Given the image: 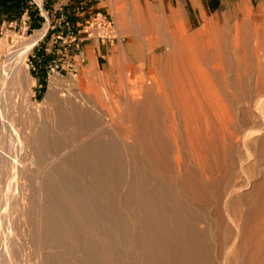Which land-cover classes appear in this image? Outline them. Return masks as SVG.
<instances>
[{
    "label": "bare ground",
    "instance_id": "1",
    "mask_svg": "<svg viewBox=\"0 0 264 264\" xmlns=\"http://www.w3.org/2000/svg\"><path fill=\"white\" fill-rule=\"evenodd\" d=\"M245 8L241 2L236 6L242 18L228 24V29L227 22L224 29L210 19L197 31L169 38L163 80L153 78L141 96L137 84L136 91L126 93L123 105L112 110L124 130L120 138L107 133L108 129L104 132L106 125L97 107L93 112L83 107V99H69L60 114L53 110L54 115L46 119L52 133L49 139L41 125L39 130L32 125L29 131L21 121V127L14 126L12 114L7 116L0 106V133L12 141L10 176L18 190L28 193L22 187L28 169L48 165L41 178L35 176L39 178L35 203L29 198L21 211L27 216L29 210L35 213L29 229L34 227L31 232L40 244L62 246V255L72 264H92V254L99 264H118L117 240L107 237L88 215L121 211L134 224L129 228L120 223L117 242L133 249L142 264H264V52H257V29L250 26L256 21ZM112 12L117 26L131 37L129 48L137 53L147 30L137 26L139 32L145 31L140 38L129 25L130 11ZM227 30L231 49L240 50L236 56L228 51ZM261 30L264 33V27ZM250 57L252 66L246 69L245 60ZM89 67L92 80L98 79L99 74ZM123 81L119 91L128 85ZM3 92L0 83V98ZM83 94L101 106L97 91ZM160 112L169 115L162 118ZM67 146V155L60 157V150ZM6 148L0 143L1 154H6ZM55 157L60 158L63 171L53 164ZM2 189L0 225L5 229L10 211H6V188ZM97 198L105 202L103 206L95 203ZM50 212H56L55 216ZM8 243L2 234V250L7 252ZM79 246L89 250L90 258L83 255L86 251L79 252ZM47 254L48 259L56 258ZM45 255L38 264H56L53 259L44 260Z\"/></svg>",
    "mask_w": 264,
    "mask_h": 264
},
{
    "label": "rangeland",
    "instance_id": "2",
    "mask_svg": "<svg viewBox=\"0 0 264 264\" xmlns=\"http://www.w3.org/2000/svg\"><path fill=\"white\" fill-rule=\"evenodd\" d=\"M94 1L95 0H91V2H94ZM170 1L171 3H173V0H170ZM206 1H207V7L204 8V10H202L200 15H198V13H196V11L192 9L186 10L189 23L185 25L183 21L180 20V18L178 17V12H176V10L174 11V10L168 9V7L166 6L167 0H101L99 3V6L104 5L105 7V4H108V8H106V12L112 17L114 22L115 20H114L112 11H115L116 13H121L122 11L127 13V11H130V13L132 14L131 19L133 20H130L129 25L132 29L137 31L138 36L141 38L143 36V33L147 30V32L144 34V37L141 38L142 43H138L137 50L139 51L142 48V46H144L145 48H147V50L153 53V59H151L150 64H148V67L147 65L146 66L144 65L143 68H138L137 70H131L130 73L128 75L126 74L124 77L122 76L120 68L117 65L116 73H114L113 75V80H107L105 77V74L103 73L100 74V73H97L96 71H94V73L99 74V77L98 79L92 80L91 74L89 72V69H90L89 66L91 64H88L87 68L82 67L80 70L78 69L79 65L83 63L84 57L80 53H78L77 49L79 48L81 43H83L86 40L87 37H90V36H86L85 32H83L82 30L85 24V20H87L88 17H86L85 20L75 23L74 14L73 12L70 11V9H66V11H63L64 8L60 10L58 9L59 10L58 15H62L61 16L62 20L66 21L65 24L63 22H59L60 24V27H59L57 25L58 23L56 20L57 13L52 12L50 8L44 7L41 4V0H26V3L24 5H22L20 8H14V9H9L6 5H2L0 7V83L3 84V91L5 93L3 92L4 96H2L4 97V99L2 97L0 98L1 108L3 107L4 112L5 113L7 112L6 113V115L8 114L7 116L12 114L9 117H12L10 119L12 121V124H14V126L17 125L21 127L20 124L22 122L24 124V125L22 124V127L27 128V130L29 131L32 125L36 124L34 127L36 130L37 129L39 130V127L41 125L42 131L45 134V138L49 139L50 138L49 134H52V133L49 132L50 130L48 131L49 128L47 126L48 124H47L46 119L50 117L52 114L54 115L53 113L54 111L56 115L61 113L60 110L63 109L62 111H64V109L66 108L67 101L69 99L74 98L78 100L79 102H82L81 99H83L85 103L83 104V107L85 108L88 107L92 112L93 110L98 109L97 111L99 113L100 121H102L106 125L104 132L108 129L106 131L107 133H110L115 136L117 135L116 137L120 138V133L123 134L124 130L118 126V122L115 119L116 114L114 113V111H112L113 108L117 106L118 108H120L123 105L124 100H126L125 99L126 93L131 92V91L132 92L136 91L137 89L135 90V88L133 87L136 86L137 84L140 85L139 91L141 92L139 94L141 96V94H143L142 92L145 91V87H146L145 85L153 84L152 83L153 78L155 80L156 79L157 80L160 79V81L163 80V77H162V67L163 66L162 65H164L165 60H166V56H164V53L165 55H167L166 52L169 50V46H168L169 40L163 41L160 38L161 31H162L160 27H163L164 21L169 22L170 20V23H171L170 24V38H173V37L178 38L184 33H190L197 29H200L204 27V25L207 24L210 19L213 22H217L220 26H222L223 24L224 29H225L224 23L227 22L226 27L228 29L229 27L228 24H232L235 21H240L242 18L241 12L237 11L236 9V6L241 2L243 5L246 6L245 8L246 13L250 14V16L256 21L255 23H250V26L254 25L257 29L256 33L254 34L255 42L257 46V52L258 53L264 52V43H263L264 33L261 30V28L264 27V22H262V20L264 19V0H206ZM140 22L141 24H139ZM115 25L118 30L119 38L124 37L125 39L128 36V34L126 32H122L121 28L117 26L118 25L117 23H115ZM137 26L143 28L145 31L143 30L142 32H139L137 29ZM157 27H158V30H156ZM57 33H62L63 35L71 33V34H75L78 37H81V39L77 42V44H74V41L73 42H70L67 40L63 41L62 38L56 37L55 34ZM230 33L231 32L229 30L226 35L227 48L229 52L231 50H233L232 52L235 51L234 55L236 56L240 52V50L237 47L231 49L230 42H229ZM92 37H95V36H92ZM112 41L114 42V40ZM37 46H40L38 48L42 49L48 54H51V51L54 52L56 50L60 52L61 54H64V52L65 53L67 52V54L71 55L69 56V58L72 59V62L70 61V63L74 62V64H69L67 66L66 65L55 66L53 64L51 65L47 64V67L45 68L46 71H43V76H42L43 79L41 80L40 85H37V82L35 81V78H34L35 74L33 73L34 68H32L34 63L30 59L31 53L36 50ZM112 48L113 50H116L117 45L113 44ZM101 54H102V51H101ZM98 57H100L99 61H104L105 59V55L103 57L99 55ZM79 58H81V60ZM249 59L250 60L246 59L247 61L245 60L246 69L252 66V64L250 63L252 61V58L250 57ZM114 60H117V55L114 57ZM121 60H123V55H121ZM239 66H240V63L238 64V67ZM229 67H230L229 72L231 73V68L233 67L232 64ZM76 70H79V71L76 72ZM124 79H126L127 81L126 83H128V85L126 84V86H123L122 91H119L118 86L121 83L124 85L123 83ZM50 83H53V85H51ZM93 83H95L94 84L95 86L93 85ZM100 85L103 86V88H101ZM130 85L132 88H130ZM49 90H50V93L48 92ZM96 91L99 93V96L101 98L100 100H103L101 101V106L97 103L96 104L92 103L94 101L92 99H88L83 94L84 92L93 93ZM116 92L119 96L116 94ZM237 92L238 91L236 90V93ZM47 94H48V97H47ZM55 100L58 102L56 103ZM103 104H106V105L108 104V105L106 106ZM58 105L61 107L59 108ZM158 107L161 108L160 105ZM108 108H109V111H108ZM160 113L161 114H159V117H162V118L169 115V114L164 115L163 112H160ZM172 115L174 117L180 116V114H177V113H173ZM18 116H20V118L22 119L18 118ZM21 116H24L26 119ZM16 118L19 123L16 121ZM27 121L29 122L31 121L33 123L30 122L31 123L30 124ZM25 123H27V125ZM28 125H30V127ZM3 136L5 137L3 138ZM1 137L3 140L1 139ZM0 139H1L0 141L1 145L7 146L6 154L4 155L3 153L2 154L0 153V160H1L0 161V189L6 188L5 190L8 196V200L10 201V202L8 201L10 204L7 202V207H9L10 209L6 207V211L7 210L10 211V212H7L6 223L9 224L10 222V224L9 225L6 224L5 229H3L2 226L0 225L1 226L0 237L2 234L4 235L5 243L6 242L8 243L7 236L11 238L8 243L10 245L5 244L9 248L8 249L6 247L8 249L7 252L6 250L5 251L2 250L0 246L1 248L0 250H2L1 251L2 253L0 252V257H2L0 258V264H38V261L40 260L39 257L40 258L42 257L43 259V254L44 255L46 254L48 256L47 253H49V257L53 255V257H56V258L48 259L47 256L45 255L44 260L46 261H51L53 259L56 264L58 263L64 264L63 261L66 260L67 262L65 261V264H72L73 263L72 259H70L69 260L70 262H68L67 258L64 257L65 255L63 254L64 251H63L62 246H58L59 249H57L56 246L58 244L55 246V244L51 243L47 246L46 244L43 245L41 243L42 244L41 245L39 238H37V235H35L36 238L34 237L33 232H31V231H34L33 230L34 227L30 229L29 227H32L30 223H32V219L35 213L32 211L34 215L30 214V210H29L28 216L26 212H24L26 216H23L24 214H22L23 212H21L22 209L23 211L26 209V207H24V205L22 204L24 203V201L25 203H27L28 199L30 198L35 203L37 199L35 188L38 186V183H36V181H38L39 178L42 177L45 171L47 172L48 165L46 166L45 164H43L40 167H37V168L31 167V169L27 170L26 172L27 174H24V177L22 178L23 180L22 182L24 183V184L22 183V187L25 189V190L24 189L22 190L24 191L27 190L28 192V193L25 192V195H24L23 191H21L23 192L21 193L20 190H18L20 188H17L18 186L14 184V181L12 182V177H11L12 175L10 176V173H11L10 171H12V167L14 164L12 163L14 162L12 161L13 160L12 157H14L13 150H12L13 145L11 144L12 141L7 140L8 138L5 134H2L0 136ZM9 149H10V152H9ZM69 149H70L69 146L62 148L60 150L61 151L60 157H64V155H67L66 153H67V150L69 151ZM9 157L12 159H10ZM58 158L59 157H55L53 164L56 163L58 165L60 161L59 160L60 158L59 159ZM59 166L60 164L58 165V167ZM9 167H10V170H9ZM61 169L62 168H60V170ZM30 170H33V171H30ZM35 176L39 178L36 177L37 178L36 179ZM78 179L77 181L80 180ZM82 179L83 178H81V180ZM25 180L27 181L26 182L27 184L25 183ZM11 193L13 194V196ZM20 194L24 195L23 197L24 200H21ZM30 194L32 195L29 196ZM33 195L34 197H32ZM25 196L26 198L27 197L28 198L26 199ZM94 201H96L95 203H97V205H100V206L101 205L103 206L105 203L104 201H102V199L100 200V198H97V200L94 199ZM58 203H61V201H58ZM115 203L120 205L116 201ZM19 209L21 213L19 212ZM112 212H115V210ZM19 213L20 215L22 214L21 215L22 220L19 219L21 218ZM50 213H49L50 216H55L56 214V212H50ZM93 214H90L88 216L89 218L91 217L90 219L94 223V225H96L97 228L100 226L98 229L101 228L102 231L105 233V235L113 239L114 241L115 240L118 241V238L120 237V234H119L120 226H121L120 223H123L124 225L129 226V228L132 227L134 224L133 222L129 221V219L126 218V213L121 212V211H118V213L94 212ZM31 215L33 217H31ZM28 219H30L31 222L28 221ZM20 220L23 222H26V224L28 225V229H26L27 225L24 224L23 222L22 224ZM2 231H4L5 233ZM118 235L119 237H117ZM5 238L7 241L5 240ZM117 241H115L116 242L115 246L117 248V251H119L118 252L119 253V256H118L119 263L117 262L118 264H127V263L128 264H142L143 263L139 259L135 258L136 255H134L135 253L133 249L125 248L123 245L119 244V242ZM32 242H34L35 245H37L38 247H34L35 245L34 243L32 244ZM45 246H47V249H44ZM54 246L56 247L55 253H54L55 248L52 250ZM78 249H79V252L82 250L84 252L86 251L83 255L87 254L88 258H90L91 253L90 252L88 253L89 250H87L86 248H84L85 249L84 250L83 247H80ZM51 250L53 252H51ZM57 251L58 253L56 254ZM38 254L40 255L42 254V255L40 256ZM25 256L26 257L28 256V257L26 258ZM92 256H91L92 259L90 260V262L89 261L88 262L89 263L94 262L92 264H95V263L99 264L98 261H95L96 260L95 257L94 256L92 257ZM125 256L126 258H124ZM35 258L36 260L34 261ZM76 258L80 260L78 257ZM75 263L77 262L75 261L74 264ZM86 263L81 262L80 264H86Z\"/></svg>",
    "mask_w": 264,
    "mask_h": 264
},
{
    "label": "crops",
    "instance_id": "3",
    "mask_svg": "<svg viewBox=\"0 0 264 264\" xmlns=\"http://www.w3.org/2000/svg\"><path fill=\"white\" fill-rule=\"evenodd\" d=\"M100 1L101 0H95L94 2H91V0H41V4L46 8H50L52 12L57 13V25L60 27L59 22H63L64 24L66 23V21L62 20V15H58L60 9L64 8L63 11H66V9H70V11L74 14V22L78 23L82 20H85L86 17H89L91 15L92 10L97 7H101L106 11V8H108V4H105V7L104 5L99 6ZM166 6L170 10H176V12H178V17L180 18V20H182L183 23L187 25L189 22L186 10L192 9L196 11L198 15H200L202 10L207 7V1L173 0V3H171L170 0H167ZM170 24V20L169 22L164 21L163 23L160 37L161 40L163 39V41L169 40L170 38ZM164 31L167 33H164ZM129 38L131 37L128 35L125 39L124 37H121L114 39L113 42L101 41L98 38L92 36L87 37L86 40L81 43V45L77 49L78 53H80L84 57V61L82 64L79 65L78 69L80 70L82 67L87 68L88 64H91L90 66L94 69V71L100 74H105L107 80H113V75L114 73H116L117 65L119 66L123 77L126 74L128 75L131 70H137L138 68L136 67L143 68L144 65H147L148 67V64H150L151 59H153V53L147 50V48H145L144 46H142V48L137 51V53L136 51L134 53V51L129 48ZM113 44L117 45L116 50H113ZM38 47L40 46H37L36 50L32 52L30 56L31 61L34 63L32 68H34L33 73L35 74L34 78L37 82V85H40V82L43 79V71H46L45 68L47 67V64H53L55 66H67L69 64H74V62L70 63V61L72 62V59L69 58V56L71 55L67 54V52L61 54L56 50L57 52L51 51V54H48L47 52L43 51L42 49H39ZM99 55L102 57L105 55L104 61H99ZM116 55L117 60H114V57ZM121 55H123V59H126L128 61L121 60ZM50 61H52L53 63ZM122 67L125 68L123 69ZM79 70H76V72Z\"/></svg>",
    "mask_w": 264,
    "mask_h": 264
},
{
    "label": "built area",
    "instance_id": "4",
    "mask_svg": "<svg viewBox=\"0 0 264 264\" xmlns=\"http://www.w3.org/2000/svg\"><path fill=\"white\" fill-rule=\"evenodd\" d=\"M83 32L86 36H95L101 41H112L119 38L115 22L112 17L103 9L97 7L92 10L91 15L85 20ZM62 33L55 34L56 37L62 38L63 41H74V44L81 39V37L75 34H65L62 37ZM81 60V58H79ZM79 60V61H80Z\"/></svg>",
    "mask_w": 264,
    "mask_h": 264
},
{
    "label": "trees",
    "instance_id": "5",
    "mask_svg": "<svg viewBox=\"0 0 264 264\" xmlns=\"http://www.w3.org/2000/svg\"><path fill=\"white\" fill-rule=\"evenodd\" d=\"M26 0H0V7L6 5L9 9L20 8Z\"/></svg>",
    "mask_w": 264,
    "mask_h": 264
}]
</instances>
